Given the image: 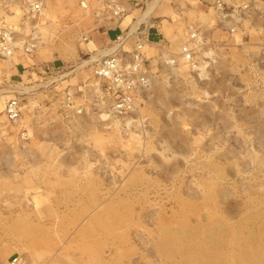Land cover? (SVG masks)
<instances>
[{
	"label": "rangeland",
	"instance_id": "374dc122",
	"mask_svg": "<svg viewBox=\"0 0 264 264\" xmlns=\"http://www.w3.org/2000/svg\"><path fill=\"white\" fill-rule=\"evenodd\" d=\"M28 1L41 9L26 23ZM150 1L0 0V28L36 31L39 67L75 69L17 95L51 77L2 86L0 64V264H264V0L221 23L199 0H154L132 25ZM141 23L151 86L125 113L93 106L76 67L113 40L99 47L103 31ZM189 27L195 64L157 66V45L178 54Z\"/></svg>",
	"mask_w": 264,
	"mask_h": 264
},
{
	"label": "built area",
	"instance_id": "2783aa9c",
	"mask_svg": "<svg viewBox=\"0 0 264 264\" xmlns=\"http://www.w3.org/2000/svg\"><path fill=\"white\" fill-rule=\"evenodd\" d=\"M202 5L214 9L219 22L228 20L236 9L246 10L255 0H199ZM83 4V3H81ZM41 9L40 3L28 1L25 9V22L35 19V16ZM231 26V25H230ZM29 33H14L8 29L0 28V59L10 60L17 54L32 56L37 50V34L33 27H30ZM148 29L146 24H139L134 29L128 28L116 34L113 40L107 45L97 49L92 54H88L78 67L80 70H89L91 75L88 89L83 91L85 98L95 100L97 108H111L117 113H125L131 109L133 103L139 93L146 91L152 83V57H148L146 45H152L154 42L149 41ZM231 32L234 27L229 28ZM88 34H83V41H87ZM201 41L200 38L191 27H189V41L183 44L178 54L173 55L164 50L162 46L157 45L159 52L155 55L154 61L157 66H174L179 63L178 59L193 66L195 64V52L197 51ZM40 65L35 68L34 75L30 82L34 86L40 78V74H48L51 77L44 85L33 87L29 92L37 91L38 88H46L58 80L62 79L66 74L71 73L75 69L68 72L56 70L52 65ZM42 69V71L40 70ZM55 74V76H52ZM6 92V88L2 89ZM9 92L21 95L23 92ZM74 89L68 88L65 91L64 99L68 107H71L74 97ZM81 113L82 110L80 109ZM4 118L8 124H15L21 115L20 100L17 96H13L6 100L3 111ZM16 264V260H14ZM19 264V263H17Z\"/></svg>",
	"mask_w": 264,
	"mask_h": 264
},
{
	"label": "crops",
	"instance_id": "0c3cea01",
	"mask_svg": "<svg viewBox=\"0 0 264 264\" xmlns=\"http://www.w3.org/2000/svg\"><path fill=\"white\" fill-rule=\"evenodd\" d=\"M109 26L107 25L106 28H108ZM121 30H117L115 32V34L112 35V33L108 32V30H105L103 31L102 33H105L107 34L104 38H100L101 40L97 41V45L99 47L107 44L116 34L120 33ZM148 37L150 38L151 35H150V31L148 29ZM154 39V38H153ZM98 47V48H99ZM37 51V50H36ZM35 51V52H36ZM35 54V53H34ZM36 55V58H37V54ZM16 57V61H14V59H10V60H2L0 59V64H6L7 66L4 68V76L3 77V83H2V86L3 85H8L10 83H13V82H17L19 80H23V82H28L30 81V77L32 76L31 72H27L28 74H25L27 68H33V71H35V68L37 69V66H39V63H37L36 61H34V57L33 56H25V55H20V54H17L15 55ZM28 79H26V78Z\"/></svg>",
	"mask_w": 264,
	"mask_h": 264
},
{
	"label": "bare ground",
	"instance_id": "6f19581e",
	"mask_svg": "<svg viewBox=\"0 0 264 264\" xmlns=\"http://www.w3.org/2000/svg\"><path fill=\"white\" fill-rule=\"evenodd\" d=\"M154 5H156L155 2H154V0L151 3H147L146 8L139 14V16L137 17V19L134 21V23L132 25L136 26L138 23L142 22L143 20H146V18H148L150 16V14L153 12ZM82 6L85 7V4H82ZM134 28L135 27H132V29H134ZM13 90L15 92L29 93V91L31 90V88L25 86V87H19L18 89L15 88ZM0 93H2L1 90H0Z\"/></svg>",
	"mask_w": 264,
	"mask_h": 264
}]
</instances>
